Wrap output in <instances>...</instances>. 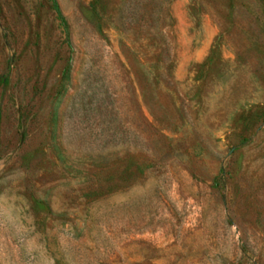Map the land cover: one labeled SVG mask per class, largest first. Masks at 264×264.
<instances>
[{
	"label": "rangeland",
	"instance_id": "rangeland-1",
	"mask_svg": "<svg viewBox=\"0 0 264 264\" xmlns=\"http://www.w3.org/2000/svg\"><path fill=\"white\" fill-rule=\"evenodd\" d=\"M0 264H264V0H0Z\"/></svg>",
	"mask_w": 264,
	"mask_h": 264
}]
</instances>
